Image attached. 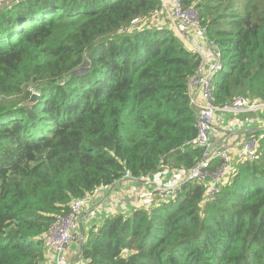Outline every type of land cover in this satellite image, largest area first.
<instances>
[{
	"label": "trees",
	"instance_id": "1",
	"mask_svg": "<svg viewBox=\"0 0 264 264\" xmlns=\"http://www.w3.org/2000/svg\"><path fill=\"white\" fill-rule=\"evenodd\" d=\"M183 4L195 5L221 53L213 103L264 102V0ZM159 7L158 0L0 7V264H43L55 217L95 188L126 172L143 180L186 170L202 158L203 149L184 145L197 134L188 80L200 58L148 19ZM32 93L37 100L24 104ZM254 135L258 158L237 164L213 199L203 184L186 182L175 198L109 216L83 236L81 261L264 264V130Z\"/></svg>",
	"mask_w": 264,
	"mask_h": 264
},
{
	"label": "built area",
	"instance_id": "2",
	"mask_svg": "<svg viewBox=\"0 0 264 264\" xmlns=\"http://www.w3.org/2000/svg\"><path fill=\"white\" fill-rule=\"evenodd\" d=\"M158 2L159 9L153 10L149 18H140L136 23L132 22L120 28L119 32L132 31L138 23H144L148 19L153 22L160 19L165 23L163 26L173 30L199 56L200 63L188 80V104L196 117L197 134L193 140L184 145L203 149V156L189 169L174 170L177 175L182 176V179L165 183L162 179L164 172L162 171L152 178L146 175L143 180L154 188L155 196L163 201L177 197L181 186L186 182L203 184L206 187L207 198L213 199L230 172L233 157L239 163L253 162L258 158V138L255 135H250L240 146L228 144V135H225L221 143L208 149L214 132L215 114L261 113L264 111V102L257 98L239 96L223 105H215L212 84L215 75L224 65L216 43L207 36V27L201 23L198 9L194 4L184 5L183 0H158ZM125 180L137 179L126 172L118 182ZM112 186L102 185L95 188L91 193L73 201L67 215L56 216L45 235L46 247L56 252L57 256L68 250L71 243L78 238L77 228L83 207L92 198L103 191H108Z\"/></svg>",
	"mask_w": 264,
	"mask_h": 264
},
{
	"label": "crops",
	"instance_id": "3",
	"mask_svg": "<svg viewBox=\"0 0 264 264\" xmlns=\"http://www.w3.org/2000/svg\"><path fill=\"white\" fill-rule=\"evenodd\" d=\"M255 130H264V111L233 115L216 113L214 132L210 140L213 146H217L224 136L228 135V144L240 146L250 135H254ZM237 164L239 161L233 157L229 173L235 170ZM162 179L163 182L168 183L182 179V176L177 175L176 171L164 170ZM152 200L154 203L161 199L155 196L154 188L145 180H125L114 184L108 191L101 192L83 207L77 228L78 239L74 240L70 248L60 256H57L53 250H45L43 264H84L80 259L79 243L83 241V236H87L92 226H99L103 220L112 215L129 216L137 209L149 208Z\"/></svg>",
	"mask_w": 264,
	"mask_h": 264
},
{
	"label": "water",
	"instance_id": "4",
	"mask_svg": "<svg viewBox=\"0 0 264 264\" xmlns=\"http://www.w3.org/2000/svg\"><path fill=\"white\" fill-rule=\"evenodd\" d=\"M37 98H38V95L36 93H32L29 100L27 102H25L24 104H31V103L35 102L37 100ZM212 146H213V144L210 140V144H209L208 149H210ZM82 245H83V241L81 240L79 243L80 248L82 247Z\"/></svg>",
	"mask_w": 264,
	"mask_h": 264
},
{
	"label": "rangeland",
	"instance_id": "5",
	"mask_svg": "<svg viewBox=\"0 0 264 264\" xmlns=\"http://www.w3.org/2000/svg\"><path fill=\"white\" fill-rule=\"evenodd\" d=\"M5 3H8V0H4V1L0 2V7L3 6V4H5ZM164 24H165L164 21L158 19L153 25H154L155 27H161V26H163ZM184 46H185L186 48H188V45L185 44V43H184ZM151 203H153V202H151ZM131 214H132V213L129 214V217H131Z\"/></svg>",
	"mask_w": 264,
	"mask_h": 264
},
{
	"label": "clouds",
	"instance_id": "6",
	"mask_svg": "<svg viewBox=\"0 0 264 264\" xmlns=\"http://www.w3.org/2000/svg\"><path fill=\"white\" fill-rule=\"evenodd\" d=\"M258 138V137H257Z\"/></svg>",
	"mask_w": 264,
	"mask_h": 264
}]
</instances>
